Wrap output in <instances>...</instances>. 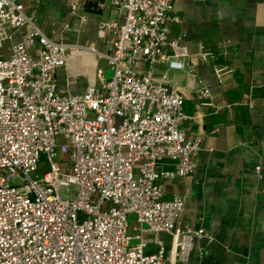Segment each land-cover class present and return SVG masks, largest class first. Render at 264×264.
Masks as SVG:
<instances>
[{"label":"built area","instance_id":"built-area-1","mask_svg":"<svg viewBox=\"0 0 264 264\" xmlns=\"http://www.w3.org/2000/svg\"><path fill=\"white\" fill-rule=\"evenodd\" d=\"M113 1L123 21L99 24L110 76L97 68L99 86L70 94L55 74L77 46L43 34L25 3L0 0V48L9 44L0 55V264H175L197 238H210L177 228L184 199L165 197L160 183L193 173L202 140L182 127L191 117L178 89L151 76L160 61L183 68L188 55L181 37L168 36L177 0ZM195 57L216 53L200 44ZM213 71L221 83L225 68ZM242 103L253 106L249 94ZM160 233L172 236L169 257Z\"/></svg>","mask_w":264,"mask_h":264},{"label":"crops","instance_id":"crops-1","mask_svg":"<svg viewBox=\"0 0 264 264\" xmlns=\"http://www.w3.org/2000/svg\"><path fill=\"white\" fill-rule=\"evenodd\" d=\"M16 1L27 5V13L48 38L77 46L55 74L60 91L81 94L89 85L99 86L100 67L110 76L103 58L110 45L99 24L123 21L113 0ZM172 14L177 20L169 23L168 36L181 37L188 55L183 68L160 61L151 76L178 89L191 117L182 127L202 140L193 173L160 183L165 197L178 194L184 199L177 228H203L210 236L197 238L189 259L175 264H264V0H177ZM24 30H12V42ZM200 44L213 49L215 60L195 57ZM8 47L6 42L0 48L1 56L9 54ZM214 65L226 70L221 83ZM200 89L210 96L200 98ZM248 94L252 107L242 103ZM163 168L173 167L165 160ZM129 232L134 233L131 227ZM144 237L149 240L146 251L154 253L152 235L145 231ZM159 237L169 257L172 236Z\"/></svg>","mask_w":264,"mask_h":264}]
</instances>
